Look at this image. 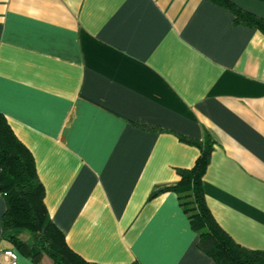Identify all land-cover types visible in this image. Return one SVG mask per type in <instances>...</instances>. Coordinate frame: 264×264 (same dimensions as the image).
I'll list each match as a JSON object with an SVG mask.
<instances>
[{"label":"crops","instance_id":"crops-1","mask_svg":"<svg viewBox=\"0 0 264 264\" xmlns=\"http://www.w3.org/2000/svg\"><path fill=\"white\" fill-rule=\"evenodd\" d=\"M229 1L264 17V0ZM0 112L91 263L218 264L170 189L200 155L182 137L211 141L217 222L264 251V33L218 0H0ZM6 209L0 194V249L35 264Z\"/></svg>","mask_w":264,"mask_h":264},{"label":"trees","instance_id":"trees-1","mask_svg":"<svg viewBox=\"0 0 264 264\" xmlns=\"http://www.w3.org/2000/svg\"><path fill=\"white\" fill-rule=\"evenodd\" d=\"M231 9L238 23L256 27L264 33V17L246 11L229 0H218ZM200 148L191 168H180L179 182L171 186L179 195L191 227L198 231V246L218 264H264V251L249 249L217 222L207 205L202 187L203 174L210 162L211 141L182 137ZM0 194L7 201L3 215L5 239L35 264H93L67 243L63 231L50 218L44 203V186L39 179L30 149L16 136L0 112ZM28 231L30 241L20 234Z\"/></svg>","mask_w":264,"mask_h":264},{"label":"built area","instance_id":"built-area-1","mask_svg":"<svg viewBox=\"0 0 264 264\" xmlns=\"http://www.w3.org/2000/svg\"><path fill=\"white\" fill-rule=\"evenodd\" d=\"M19 254L14 248L0 249V264H19Z\"/></svg>","mask_w":264,"mask_h":264},{"label":"rangeland","instance_id":"rangeland-1","mask_svg":"<svg viewBox=\"0 0 264 264\" xmlns=\"http://www.w3.org/2000/svg\"><path fill=\"white\" fill-rule=\"evenodd\" d=\"M29 233L30 232H28V231L23 232L22 237L25 238L26 236H28L27 234H29ZM44 258H45V261L47 264H49L51 262L49 258H47V257H44Z\"/></svg>","mask_w":264,"mask_h":264}]
</instances>
